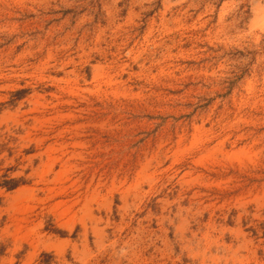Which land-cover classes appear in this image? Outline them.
<instances>
[{
	"label": "rangeland",
	"instance_id": "1",
	"mask_svg": "<svg viewBox=\"0 0 264 264\" xmlns=\"http://www.w3.org/2000/svg\"><path fill=\"white\" fill-rule=\"evenodd\" d=\"M0 130V264H264V0H0Z\"/></svg>",
	"mask_w": 264,
	"mask_h": 264
},
{
	"label": "trees",
	"instance_id": "2",
	"mask_svg": "<svg viewBox=\"0 0 264 264\" xmlns=\"http://www.w3.org/2000/svg\"><path fill=\"white\" fill-rule=\"evenodd\" d=\"M13 140L14 138L10 134H8V132L3 133L0 130V155L4 151H7L8 156L9 157L12 156L13 154L12 147H9V144ZM3 161L4 159L1 160L0 164ZM17 170H18L17 166H8L4 169V172L0 174V188L5 189L6 191H11L29 182V180L26 179L24 175L14 176L13 173ZM25 173H28V170H26ZM6 249H7V245L4 244L0 238V257L5 254Z\"/></svg>",
	"mask_w": 264,
	"mask_h": 264
}]
</instances>
